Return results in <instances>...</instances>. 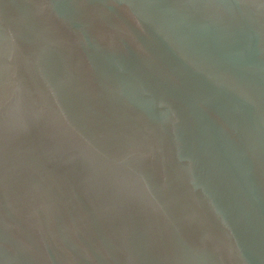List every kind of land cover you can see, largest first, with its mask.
<instances>
[{
  "label": "water",
  "instance_id": "1",
  "mask_svg": "<svg viewBox=\"0 0 264 264\" xmlns=\"http://www.w3.org/2000/svg\"><path fill=\"white\" fill-rule=\"evenodd\" d=\"M0 264H264V0H0Z\"/></svg>",
  "mask_w": 264,
  "mask_h": 264
}]
</instances>
